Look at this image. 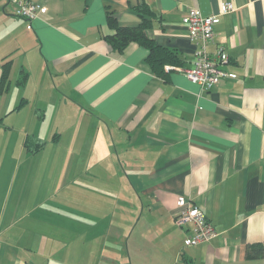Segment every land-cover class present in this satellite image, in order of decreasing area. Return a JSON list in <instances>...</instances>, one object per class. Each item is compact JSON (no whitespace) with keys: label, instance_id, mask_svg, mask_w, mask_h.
Returning a JSON list of instances; mask_svg holds the SVG:
<instances>
[{"label":"crops","instance_id":"0c3cea01","mask_svg":"<svg viewBox=\"0 0 264 264\" xmlns=\"http://www.w3.org/2000/svg\"><path fill=\"white\" fill-rule=\"evenodd\" d=\"M28 1L47 12L28 21L0 0V77L11 61L15 83L0 109V264H264L247 257L264 245V0ZM227 1L236 8L209 50L225 47L231 76L203 90L167 71L193 64L188 8L210 15ZM138 5L155 12L148 36L181 61L165 76L145 46L107 39L108 10L137 26ZM179 195L215 238L185 245Z\"/></svg>","mask_w":264,"mask_h":264},{"label":"built area","instance_id":"2783aa9c","mask_svg":"<svg viewBox=\"0 0 264 264\" xmlns=\"http://www.w3.org/2000/svg\"><path fill=\"white\" fill-rule=\"evenodd\" d=\"M10 1L17 5L16 15L28 21H32L40 13H46L48 10L46 5L39 2ZM235 8L234 3L227 1L222 3L220 11L217 13L204 15L198 6H190L184 17V22L189 30L190 40L197 46L193 64L190 67L168 65L166 66L167 71L182 72L189 80L199 84L203 90H210L221 79L230 77L231 75L223 69V65L230 61L225 47L218 46L214 51H210L209 45L213 42L215 26L221 21V17L234 11ZM175 219L181 226H191V233L184 241L186 246L209 242L218 235L205 211L185 195L178 196Z\"/></svg>","mask_w":264,"mask_h":264},{"label":"trees","instance_id":"16d2710c","mask_svg":"<svg viewBox=\"0 0 264 264\" xmlns=\"http://www.w3.org/2000/svg\"><path fill=\"white\" fill-rule=\"evenodd\" d=\"M133 9L143 17V21L137 26H125L119 23L117 16L113 10H108V22L109 25L115 29L113 35L108 36V41L114 49L122 51L130 42L135 41L140 43L149 49L148 62L152 66L154 72L159 76H165L164 66L167 63L181 64L178 60L176 53L159 43L154 39H151L147 34V29L151 25L152 20L155 17V12L145 5L134 6ZM12 62L7 61L2 66V74L0 77V94L9 90L10 87V72ZM27 80V72L22 73V77L17 81L19 85H24ZM26 103V99L23 98L16 109L20 108ZM2 118H0V122ZM43 145V142L38 147L33 149L35 152ZM264 256V245L262 244H250L248 245L247 257L258 258ZM188 264H196L191 261Z\"/></svg>","mask_w":264,"mask_h":264},{"label":"rangeland","instance_id":"374dc122","mask_svg":"<svg viewBox=\"0 0 264 264\" xmlns=\"http://www.w3.org/2000/svg\"><path fill=\"white\" fill-rule=\"evenodd\" d=\"M21 77H22V75L18 78V80H20L21 79ZM18 84V83H17ZM19 85V84H18ZM14 86H15V83L14 82H11V78H10V87H9V89L11 88V90L9 91V95H10V97H9V100L7 101L8 103H10L11 102V100H12V96H13V94H14V90H13V88H14ZM6 93H7V91L6 92H4V93H2V94H0V109L4 106V101H5V95H6ZM35 103V105L38 107V108H40V111L41 110H43V111H41V114H42V116H44V114H46L47 113V120H50L51 121V125H53V118L55 119L56 117H53V111L52 110H47L46 109V107H43V104L42 103H40L39 104V102L38 101H36V100H33V101H31V104L33 105ZM30 104V105H31ZM45 108V109H44ZM3 112H4V110H3ZM0 113H1V111H0ZM56 116V115H55ZM4 123H8L6 120L4 121ZM1 124H3V121H2V123ZM4 125V124H3ZM4 133V132H3Z\"/></svg>","mask_w":264,"mask_h":264}]
</instances>
